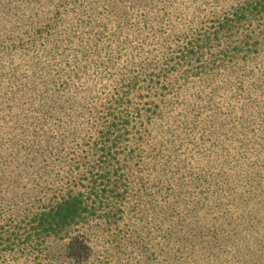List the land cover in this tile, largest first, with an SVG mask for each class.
I'll list each match as a JSON object with an SVG mask.
<instances>
[{
  "label": "rangeland",
  "instance_id": "374dc122",
  "mask_svg": "<svg viewBox=\"0 0 264 264\" xmlns=\"http://www.w3.org/2000/svg\"><path fill=\"white\" fill-rule=\"evenodd\" d=\"M96 2L80 15L66 10L68 0H8L0 264H264V11L231 29L237 9L264 0L76 4ZM37 22L50 23L51 39L7 54L10 31ZM195 44L199 62L186 64L180 53ZM191 64L203 73L183 76ZM137 111L144 125L132 120L123 141L109 143L113 169L126 164L118 196L103 201L109 218L90 215L60 238L2 241L18 219L82 192L99 132ZM181 120L193 130H181ZM157 144L174 164L161 182L148 158ZM21 226L18 233L28 229Z\"/></svg>",
  "mask_w": 264,
  "mask_h": 264
},
{
  "label": "trees",
  "instance_id": "16d2710c",
  "mask_svg": "<svg viewBox=\"0 0 264 264\" xmlns=\"http://www.w3.org/2000/svg\"><path fill=\"white\" fill-rule=\"evenodd\" d=\"M52 1L55 0H51V3ZM77 1L78 0H68L69 8H67L66 10L83 15L88 13V10H90L94 6L97 7L98 5V2L91 6H87L84 4L80 5L76 4ZM8 4V0H0V23L6 12ZM48 5L50 6L49 3ZM8 7L9 9L17 10L16 7ZM23 11L26 12V10ZM263 11L264 2H255L250 4L249 6L237 9L231 16V29L234 28V25L236 23L242 22V20H245L248 17L262 14ZM50 26V23L42 25V23L37 22L35 28H28L23 32L10 31V34L12 35H14L15 33V37L14 39H11L9 41V44L6 47L7 54L12 56L14 53L22 51L25 43H32L33 45L41 46L40 43L44 44L43 40L47 41V39H51V35L48 31V27L50 28ZM216 34H218V32ZM201 48L202 46L199 44L189 45L183 51H181L180 58L186 64L194 62L198 63L199 60L197 55ZM204 68L205 66L202 64L198 66H193V64H191L189 68H186V70H184L183 76L187 77L191 74H202ZM163 87V89L166 88V86ZM128 93L129 91H127L124 95L126 96L128 95ZM196 97L198 99L199 95H197ZM142 117L143 116L141 115V112L137 111L132 116L109 120L105 130L100 131L97 135V143L95 147H98L97 150H95L94 160L92 162H89L90 165L84 164V173L87 175V185L84 186V190L77 193L69 192L68 194H66V196L61 197L59 200H57L54 205H51L49 209L41 211L34 218H29L27 221L26 219H18L15 224L16 226H14L13 229L10 230L9 228L10 231H1L4 234L1 236L2 241H11L12 243H14V238L19 237V239H22V235H24V238H26L27 236H34V239H36L37 242L49 237L60 238L61 236L63 237L64 235H67V232L72 225L82 222L90 215L102 212L101 216H107L109 218V213H111L112 210H105L103 201L110 197L112 193L115 194V196H112L114 200L118 196V194H116V189H114L115 185H117L121 181H124V179L126 178L125 174H123L121 171L123 170V167L126 166V164L118 162V172L112 167L113 157L110 153L111 146L109 145V143L123 141V137L125 135L124 131L127 129V125L131 124L132 120L141 118L140 123L144 125L145 122L143 121ZM149 118L150 116L146 117L147 120ZM178 127L181 128V130L188 129L189 127L190 131H192L194 125L190 124L189 122L184 123V121L181 120ZM137 133L135 132L134 135H136ZM140 134H138V137L134 138L143 142L144 138H142V135ZM186 134L190 135L189 132H186L185 135ZM99 146H101V149H99ZM182 146L183 144L180 143L179 148L181 149ZM167 150L168 148L164 150L163 146L157 144L154 146L151 152L152 156L150 154L148 155V158H150L155 164L158 163V167H160L159 171L157 172V180L159 182L164 180L163 177L169 176L172 171L171 169L174 167V164H172V160L169 159L170 157H166L164 154V152H166ZM140 154L142 157V153ZM112 176H116V179L111 180ZM108 189H111L110 194L106 193L107 191L109 192ZM21 224H24V228L28 227L27 230L25 229L23 231L24 233H18V231L15 230L16 227L18 229L21 228ZM25 233H27V235H25ZM31 241V239H28L26 242Z\"/></svg>",
  "mask_w": 264,
  "mask_h": 264
}]
</instances>
